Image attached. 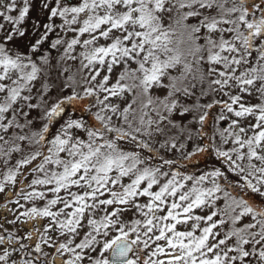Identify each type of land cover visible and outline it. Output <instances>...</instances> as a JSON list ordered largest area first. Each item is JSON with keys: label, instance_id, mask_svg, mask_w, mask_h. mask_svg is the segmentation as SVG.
<instances>
[{"label": "snow or ice", "instance_id": "snow-or-ice-1", "mask_svg": "<svg viewBox=\"0 0 264 264\" xmlns=\"http://www.w3.org/2000/svg\"><path fill=\"white\" fill-rule=\"evenodd\" d=\"M38 3L29 36L32 0H0V157L12 183L39 158L52 198L23 195L47 199L21 214L48 218L32 245L0 224V264H264V0Z\"/></svg>", "mask_w": 264, "mask_h": 264}, {"label": "rangeland", "instance_id": "rangeland-1", "mask_svg": "<svg viewBox=\"0 0 264 264\" xmlns=\"http://www.w3.org/2000/svg\"><path fill=\"white\" fill-rule=\"evenodd\" d=\"M77 0H73V3H76ZM32 3L34 5V8L30 11V15H32L34 18H36L37 16L40 17V19L44 18L42 15H40L39 12V3L37 0H32ZM15 15V13H13ZM29 15V17H30ZM27 19V18H26ZM0 23H5L2 19H0ZM27 23V22H26ZM57 23H60V20L57 19ZM7 27V25H6ZM32 32L28 31L29 36H31ZM62 36H66V38H70L72 33H60ZM55 34H52V38H54ZM100 43H104L103 40L100 41ZM81 49L77 48L76 52L78 53ZM62 51V49H61ZM76 54V53H74ZM52 55L53 57H57L58 53L56 52V50L52 51ZM53 64L56 63L55 60L52 61ZM64 68H69L68 72H63ZM79 68V61H72V60H67V61H61L59 66L54 67L52 70H57V75L61 76V78L66 79L68 75H74V72L77 73L76 75V79L79 80L80 79V75L77 72V69ZM51 70V74L49 75L48 79L51 78L52 76V71ZM54 77V76H53ZM52 77V78H53ZM159 93L153 91V95H157ZM127 96V94H125ZM197 95H198V89H197ZM219 96V94H217ZM220 97V96H219ZM202 100L204 97H201ZM200 98V99H201ZM128 99L130 100L131 97L128 96ZM196 100V97H192L188 100L189 103H194ZM112 103H120L121 107L124 106V104L126 103V101H122L119 98L117 99H113L111 101ZM134 108H137V113L136 115H139V102H137L136 105H133ZM215 110V109H214ZM131 119V116H130ZM186 123V122H185ZM222 126L223 127H227V122H222ZM159 139V138H158ZM193 143H202L201 142V137L197 138L195 141H188L187 142V150H191V147L193 146ZM125 144H127V142H125ZM231 145H225L224 147H230ZM139 151V149H138ZM144 154L147 155V151H144ZM170 157H175V153H168L167 154ZM19 158L18 154H13V157L11 160H9V166H13L15 164V160ZM209 156L205 155L203 157H201L200 159H198L197 161L194 162V164H189L188 165V172L190 174L195 173L198 174L196 172V169L198 168L199 165H201V162L206 161V159H208ZM3 157H0V183L4 184V189L3 191H0V224H2L4 226V228H7L10 231H14V232H18V234L20 236H25L28 235L29 233H31V239L30 240H25L24 242L32 245L35 240L37 239V233L35 231V228H41L44 224H46L48 222V218H41V217H32V216H25V215H21L22 213L26 212L28 209H30L33 206H36L38 208H42L44 207V205L47 202V199L52 198V194L51 193H47L46 192V188L44 186H40V185H36L33 186L36 191H45L46 194V198L47 199H29V200H25L23 198L24 194L30 193L33 191V187H29L31 180L34 178V175H38V174H34L31 172V168L35 166L36 163L39 162V158L37 161H33L31 165H27V166H22V168L20 169L18 175H17V179L15 181V183L12 182H6L3 179V174L5 171H7V169L5 168V166L3 165ZM183 170V169H181ZM190 186V185H189ZM73 191H76V188L72 189ZM17 193H21L20 195H17ZM61 196H64V192L62 191L60 193ZM220 204L223 203V201L219 202ZM56 207H62V205H58ZM56 207L53 208V210H56ZM8 220H13L15 221L14 224H8L6 221ZM203 226V225H202ZM182 230L184 228L187 227V225H180L179 226ZM53 235H55V233H52ZM43 249L45 252H53V249H50L46 246H43ZM69 256V254L65 253L64 256L62 257L59 254H56L55 256L52 257V264H62V261L64 259H67ZM59 258L60 262L57 263L56 259ZM13 259H17L18 261L21 259V257L17 254L16 256L13 257Z\"/></svg>", "mask_w": 264, "mask_h": 264}, {"label": "trees", "instance_id": "trees-1", "mask_svg": "<svg viewBox=\"0 0 264 264\" xmlns=\"http://www.w3.org/2000/svg\"><path fill=\"white\" fill-rule=\"evenodd\" d=\"M37 1H38V0H37ZM35 19H36V18H34L32 15H30V17H28V18L26 19L25 23H24V27H25L26 29H28V31H30V32H32V31H31L32 23H33V21H34ZM41 20H44V18H42ZM26 22H27V23H26ZM31 34H32V33H31ZM51 38H52V34H50V39H51ZM52 71H53V72H52V76H51V78H49V80H50V81L52 82V84H53V87H52V89H51L52 96L55 97V96L58 94V92H59V89H58L57 87H55V86L61 84V82L64 81V80H66V79H63V78H61V76L57 75V74H56V73H57V70H52ZM76 75H77V73L74 72V76H75V77H76ZM53 76H54V77H53ZM52 77H53V78H52ZM64 91H65V94L68 92L67 89H65ZM216 98L227 99L226 97H219L218 95H217ZM211 99H212L211 96H205V97L203 98V100H202V98L200 99V102H201V103H207V102H210ZM253 102H255V101H253ZM214 111H219V108H218V107L215 108ZM74 115H79V113H75ZM209 131H210V129H209ZM204 139H205V138L201 137V142H203ZM219 166H220L219 162H218L214 157H210V156H209V158L206 159V161L201 162V165L198 166V168L196 169V172L199 174L201 171L208 170V169H210V168H212V167H219ZM229 176H230V179H232V180L237 179V178H236L235 176H233L232 174H229Z\"/></svg>", "mask_w": 264, "mask_h": 264}, {"label": "bare ground", "instance_id": "bare-ground-1", "mask_svg": "<svg viewBox=\"0 0 264 264\" xmlns=\"http://www.w3.org/2000/svg\"><path fill=\"white\" fill-rule=\"evenodd\" d=\"M56 262H57V263H59V262H60V259H59V258H57V259H56Z\"/></svg>", "mask_w": 264, "mask_h": 264}]
</instances>
